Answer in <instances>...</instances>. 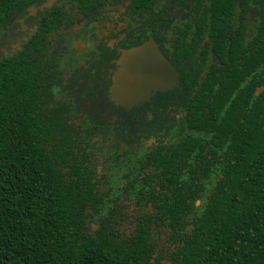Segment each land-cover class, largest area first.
I'll list each match as a JSON object with an SVG mask.
<instances>
[{
	"label": "trees",
	"instance_id": "trees-1",
	"mask_svg": "<svg viewBox=\"0 0 264 264\" xmlns=\"http://www.w3.org/2000/svg\"><path fill=\"white\" fill-rule=\"evenodd\" d=\"M43 1L0 0V264H264V0L203 1L190 64L210 68H185L190 45L169 59L178 136L113 180L58 131L26 68L25 31L65 0L28 11Z\"/></svg>",
	"mask_w": 264,
	"mask_h": 264
},
{
	"label": "flooded vegetation",
	"instance_id": "flooded-vegetation-1",
	"mask_svg": "<svg viewBox=\"0 0 264 264\" xmlns=\"http://www.w3.org/2000/svg\"><path fill=\"white\" fill-rule=\"evenodd\" d=\"M203 1L154 0L146 5L134 0H65L37 35L34 27L25 31L26 68L40 74V90L46 91L58 131L70 136L84 160L104 159L111 180L119 171L116 167L130 168L158 147H166V153L169 140L178 136L172 132L169 139V91H153L133 106L114 98L111 89L121 56L153 43L169 61L177 58L180 47L190 45L182 57L185 68H210L211 57L209 64H190L201 56L199 43L209 29ZM248 22L256 23L251 16L246 26Z\"/></svg>",
	"mask_w": 264,
	"mask_h": 264
},
{
	"label": "water",
	"instance_id": "water-1",
	"mask_svg": "<svg viewBox=\"0 0 264 264\" xmlns=\"http://www.w3.org/2000/svg\"><path fill=\"white\" fill-rule=\"evenodd\" d=\"M58 0H44L38 7L31 6L28 11L35 14L36 11L52 7ZM22 23V20L20 21ZM167 66V72L163 75H155L154 80L146 78L150 72L148 68ZM157 81L161 89L155 87ZM179 86V74L170 61H167L156 45L148 43L126 51L120 58L119 68L113 77L112 94L119 103L133 106L144 100L155 91H170Z\"/></svg>",
	"mask_w": 264,
	"mask_h": 264
},
{
	"label": "rangeland",
	"instance_id": "rangeland-1",
	"mask_svg": "<svg viewBox=\"0 0 264 264\" xmlns=\"http://www.w3.org/2000/svg\"><path fill=\"white\" fill-rule=\"evenodd\" d=\"M256 26H257V24L256 23H252V22H248L247 23V27H248V29H249V31L250 32H255V30H256ZM157 67H160V66H156V68ZM164 68H167V66L165 67V66H163ZM155 68V67H154ZM146 78L147 79H149V80H151V82L154 80V78H155V75L153 74V73H149V74H147L146 75ZM157 81H154L153 83L155 84V87H157V88H159V89H161V85L160 86H158L159 84L158 83H156ZM125 212L126 213H129V209L128 208H126L125 209Z\"/></svg>",
	"mask_w": 264,
	"mask_h": 264
},
{
	"label": "snow or ice",
	"instance_id": "snow-or-ice-1",
	"mask_svg": "<svg viewBox=\"0 0 264 264\" xmlns=\"http://www.w3.org/2000/svg\"><path fill=\"white\" fill-rule=\"evenodd\" d=\"M148 71L153 73V74L163 76L167 72V69L164 68L163 66H160L157 68H151L150 67V68H148Z\"/></svg>",
	"mask_w": 264,
	"mask_h": 264
}]
</instances>
